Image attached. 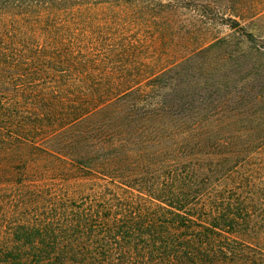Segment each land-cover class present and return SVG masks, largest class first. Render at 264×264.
I'll list each match as a JSON object with an SVG mask.
<instances>
[{"label":"trees","instance_id":"trees-1","mask_svg":"<svg viewBox=\"0 0 264 264\" xmlns=\"http://www.w3.org/2000/svg\"><path fill=\"white\" fill-rule=\"evenodd\" d=\"M0 264H264V0H0Z\"/></svg>","mask_w":264,"mask_h":264},{"label":"rangeland","instance_id":"rangeland-1","mask_svg":"<svg viewBox=\"0 0 264 264\" xmlns=\"http://www.w3.org/2000/svg\"><path fill=\"white\" fill-rule=\"evenodd\" d=\"M202 30V31H201ZM200 31L197 30V33L201 35L202 41H208L210 40L213 35H215V30L213 28H207V29H201ZM227 29L223 28L221 33H226Z\"/></svg>","mask_w":264,"mask_h":264}]
</instances>
